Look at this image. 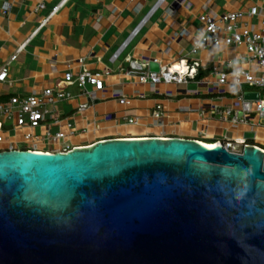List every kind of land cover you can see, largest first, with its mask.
<instances>
[{
	"label": "water",
	"instance_id": "95a60500",
	"mask_svg": "<svg viewBox=\"0 0 264 264\" xmlns=\"http://www.w3.org/2000/svg\"><path fill=\"white\" fill-rule=\"evenodd\" d=\"M0 264H264V152L160 137L0 150Z\"/></svg>",
	"mask_w": 264,
	"mask_h": 264
},
{
	"label": "crops",
	"instance_id": "0c3cea01",
	"mask_svg": "<svg viewBox=\"0 0 264 264\" xmlns=\"http://www.w3.org/2000/svg\"><path fill=\"white\" fill-rule=\"evenodd\" d=\"M5 1L13 5L7 14H0V66L9 69L7 79L0 80V103L50 86L60 89L57 84L64 80L66 72L78 75L82 68L80 59L91 71L102 73L104 87L96 89L89 84L93 93L90 98L78 84L63 86L70 95L51 105L54 115L73 122L75 134L69 133L64 120L52 123L49 118L38 127L18 126L16 118L8 119L0 113V134L5 138L0 150L10 144L21 149L52 150L47 132L60 129L67 133L63 143L85 147L109 139L150 137L192 139L213 145L226 137H240L243 130L252 128V122L236 127L228 118L210 112L214 106L221 110L239 106L241 88L233 81L236 69L260 72L246 46H208L196 54L191 50L194 38L204 31L200 15L242 11L245 16L241 22L257 28L260 18L249 16L248 12L258 6L264 13V0H162L155 10L158 0H68L15 60L10 58L18 45L61 0H0V7ZM40 2L45 8L35 11ZM145 17L140 31L113 59ZM128 56L157 59L158 65L198 58L202 66L196 79L185 84L145 83L126 74L130 67ZM220 72L229 74L226 81H219ZM242 86L247 89L246 84ZM122 97L127 102H121ZM83 102L89 106L79 111ZM158 105H162L160 117L154 115ZM133 117L140 121L130 122ZM258 130L263 139L264 131ZM28 131L34 135L31 140L24 137Z\"/></svg>",
	"mask_w": 264,
	"mask_h": 264
},
{
	"label": "built area",
	"instance_id": "2783aa9c",
	"mask_svg": "<svg viewBox=\"0 0 264 264\" xmlns=\"http://www.w3.org/2000/svg\"><path fill=\"white\" fill-rule=\"evenodd\" d=\"M67 1L68 0H61V2L52 9L49 15L43 18L25 41L18 45L15 54L11 56L10 60H15L17 58L18 54L26 48L32 38L39 33L41 28L50 21ZM161 1L162 0L157 1L153 10L157 8ZM12 5L11 1H5L0 7V14H7L11 10ZM44 8L45 4L40 2L35 6L34 10L40 11ZM248 15L258 16L261 20L260 26L253 28L243 24L241 20L245 16V12L242 11H230L223 14L204 13L200 15L199 19L204 26V31L201 35L194 38L191 50L196 54L208 46L220 47L222 44L244 45L247 48L250 59H255L258 63L259 73L241 68L236 69L234 72V84L241 88L238 95L240 100L239 106L235 109L228 107L223 110L219 109L218 106H214L210 111L213 114L219 113L221 117L228 118L236 127L252 122V128L243 130L240 137H226L213 144H221L228 150L236 153H242L246 146H257L264 152V145H258L254 141L261 139V141L264 142V138L262 139L258 135V129L264 131V13L260 12L258 6H253L248 12ZM147 17L136 26L128 40H126L121 48L113 54V59L119 56L124 47L140 31ZM127 60L130 65L129 69L126 70L127 75L135 76L140 82H152L153 84L159 82L185 84L192 79H196L202 66L200 59L193 58L190 60L181 59L176 64H159V70H153L149 68V65L151 62L158 63L157 59L148 61L128 56ZM83 61V59L79 60L82 68L76 77L73 72H66L64 80L57 84L60 89L50 86L44 88L41 92H34L28 96H12L8 102L0 103V113L8 119L16 118V125L18 126L29 125L38 127L49 118L52 119V123H60L64 120L69 127V133L75 134L76 128L73 126V122H71L69 118L61 119L59 116L54 115V110L51 105L70 95L63 86L78 84L82 88L84 94L90 98L93 97V93L88 88L89 84L94 85L96 89H102L104 87L102 73L91 71ZM8 76V67L0 66V80L5 81ZM228 77L229 74L227 72H220L219 81L224 82ZM243 84H246V90L243 88ZM235 90L237 89L235 88ZM248 92L257 93L258 97L247 98L246 93ZM121 102H127V98L122 97ZM88 106V102L80 103L78 110H85ZM162 114V105H158L154 115L160 117ZM129 121L138 123L140 119L138 117H133L130 118ZM0 127H2V123H0ZM250 133L252 136H248ZM66 135L67 133L63 129L54 133L49 130L47 136L53 144L52 150L44 152H68L75 148L68 143L62 142ZM33 136V133L30 131L24 134L26 140H31ZM4 140V136L0 134V142ZM13 149L21 148H17L14 144H10L9 147L4 150Z\"/></svg>",
	"mask_w": 264,
	"mask_h": 264
},
{
	"label": "rangeland",
	"instance_id": "374dc122",
	"mask_svg": "<svg viewBox=\"0 0 264 264\" xmlns=\"http://www.w3.org/2000/svg\"><path fill=\"white\" fill-rule=\"evenodd\" d=\"M261 143V145H264V142H259L258 144H260Z\"/></svg>",
	"mask_w": 264,
	"mask_h": 264
},
{
	"label": "bare ground",
	"instance_id": "6f19581e",
	"mask_svg": "<svg viewBox=\"0 0 264 264\" xmlns=\"http://www.w3.org/2000/svg\"><path fill=\"white\" fill-rule=\"evenodd\" d=\"M208 146H210V147H214V146H216V145H208Z\"/></svg>",
	"mask_w": 264,
	"mask_h": 264
}]
</instances>
